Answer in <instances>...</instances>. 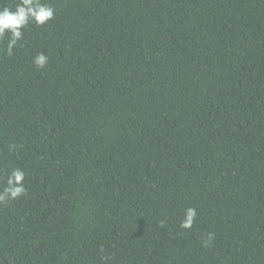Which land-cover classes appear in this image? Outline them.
Masks as SVG:
<instances>
[{
    "label": "trees",
    "instance_id": "16d2710c",
    "mask_svg": "<svg viewBox=\"0 0 264 264\" xmlns=\"http://www.w3.org/2000/svg\"><path fill=\"white\" fill-rule=\"evenodd\" d=\"M48 2L0 38V264H264V0Z\"/></svg>",
    "mask_w": 264,
    "mask_h": 264
},
{
    "label": "clouds",
    "instance_id": "9594fccd",
    "mask_svg": "<svg viewBox=\"0 0 264 264\" xmlns=\"http://www.w3.org/2000/svg\"><path fill=\"white\" fill-rule=\"evenodd\" d=\"M56 8L48 0H18L14 6L0 7V38L8 36L6 55L11 57L15 50L22 46L25 30L31 24L46 25L56 15ZM49 57L39 53L33 57V64L40 69L47 66ZM16 144L9 145V151L17 150ZM27 172L20 167H13L7 174L3 187L0 188V206H6L27 194L25 180ZM197 218V210L189 207L185 211L181 227L191 229ZM161 226L164 221H161ZM214 240L213 233H207L203 239L205 246H211Z\"/></svg>",
    "mask_w": 264,
    "mask_h": 264
}]
</instances>
